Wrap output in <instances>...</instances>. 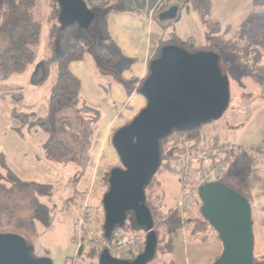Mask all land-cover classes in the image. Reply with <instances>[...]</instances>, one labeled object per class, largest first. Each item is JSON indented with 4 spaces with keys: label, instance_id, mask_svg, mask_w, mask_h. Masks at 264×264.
<instances>
[{
    "label": "rangeland",
    "instance_id": "obj_1",
    "mask_svg": "<svg viewBox=\"0 0 264 264\" xmlns=\"http://www.w3.org/2000/svg\"><path fill=\"white\" fill-rule=\"evenodd\" d=\"M209 2L207 23L201 22L198 12L187 8L184 0H164L158 8L152 10L150 19L143 15L138 22L136 21V25L123 23L119 27L117 23L121 20L118 22L117 19L113 23L109 16L108 18L96 17L89 27L90 30L96 32L99 38L110 37L116 41L110 45V50L117 58L114 66L117 76L108 71H101L99 65L97 70L95 65L98 61H92L96 58L90 52L85 53L83 61L91 65H83L80 61L72 67L81 81L80 102L77 108H60L53 112L50 132L44 131L35 123L37 118H44L48 114L46 104L49 89L55 80L53 68L38 84L32 81L31 73H27L33 65L24 72L0 82V156L19 178L27 182L23 187H13L9 194L0 186V233L11 232L23 237L34 247L33 253L37 257L51 258L54 264H64L67 257L73 255L75 251V244L72 241L73 218L80 193L92 187L93 195L98 202L97 207L103 213L101 199L105 186L102 176L107 173L109 166L112 169L121 166V163L117 155L116 162L107 164L108 156L104 151L106 163L102 162L98 156L96 169L83 171L82 167H79L80 164L77 165L74 161L65 162L50 156L49 146L55 140L61 141L71 150L70 156L74 158L73 160L84 163L87 150L90 149L91 154L94 152L105 126L112 118H114L113 130L133 118L132 112L137 108L141 96L138 94L136 98L126 101L127 84L131 83V79L123 77L126 73L133 74L143 57L147 56L155 45L168 40L173 34H177L181 40L200 45L205 41L207 31L212 28H219L220 32L227 28L228 34L234 33L254 8L252 0H209ZM172 5L178 7L177 18L159 19V13ZM42 12L43 9L40 10V16L43 17ZM114 24H116L115 32ZM156 24L161 31L155 34L153 27ZM41 27V39L35 46L38 58L46 53L48 27L44 21H41ZM7 44L6 35L0 34V50ZM229 88V105L223 115L202 124L197 129L200 135V146L208 144L214 134L221 137L222 141L228 142L233 137L232 130L238 132L237 129L230 127L231 123L234 124L233 120H238L237 124H241L252 115L255 121L250 127H245L238 133L245 135L255 147L264 149V109L260 108L255 112L261 102L257 97L254 98L259 89L258 84L252 78L240 82L233 77L229 78ZM249 89L253 95H248ZM240 109H243L245 114L239 113ZM168 141L167 139L164 150L168 148ZM106 147L110 150L114 149L111 139ZM181 152L182 149L174 148L168 164L164 165V162L161 164L153 180L146 187L152 203L165 214L162 217L165 220L164 227L171 226L177 221L180 225L186 222L179 218L174 210L181 193L178 172ZM253 158L255 159L256 156L254 155ZM165 160L166 158L163 159ZM258 163L259 161L255 159L254 164ZM245 169L249 171L246 164L242 167L229 165L223 177L216 174L215 180L229 184L242 195L246 191L242 183ZM0 173L6 176L4 170L1 169ZM2 183L7 188L12 186L6 181ZM38 185L48 186L47 191L51 195H38L34 190ZM36 200L48 207L49 217L52 220L49 226H43L33 219ZM199 202L197 196L192 203L196 214L200 212ZM159 218L161 219V216ZM164 227L159 225V228L166 230ZM119 228L126 235L144 238L146 235V231L141 228L124 226ZM190 230L189 223L177 228L172 251L163 255L159 254L150 264H160L165 261L166 264H170L171 260V264H207L206 259L212 248L210 238L213 235L215 237L216 232L210 226L193 234ZM103 231L102 225L98 235L102 236ZM94 263L98 264V257L94 259Z\"/></svg>",
    "mask_w": 264,
    "mask_h": 264
},
{
    "label": "water",
    "instance_id": "obj_2",
    "mask_svg": "<svg viewBox=\"0 0 264 264\" xmlns=\"http://www.w3.org/2000/svg\"><path fill=\"white\" fill-rule=\"evenodd\" d=\"M60 29L77 25L88 30L95 13L84 0H57ZM172 5L159 13L161 20L177 18ZM138 93L145 105L127 123L117 128L111 143L121 166L109 172L104 192V237L125 225L132 214L146 231L145 246L132 260L112 257L107 249L98 255V264H148L155 257L157 236L145 187L160 166V143L173 132H187L220 118L230 100L229 79L219 66L214 51L188 49L164 44L149 61L148 72ZM200 213L216 232L222 250L212 264H253V228L249 201L223 182L212 181L197 188ZM34 247L14 233H0V264H54L51 258L37 257Z\"/></svg>",
    "mask_w": 264,
    "mask_h": 264
},
{
    "label": "trees",
    "instance_id": "obj_3",
    "mask_svg": "<svg viewBox=\"0 0 264 264\" xmlns=\"http://www.w3.org/2000/svg\"><path fill=\"white\" fill-rule=\"evenodd\" d=\"M84 1L88 8L95 13V18L98 16L106 18L109 13L127 11L148 15L150 10L158 8L159 5L164 2V0ZM252 1L254 5L253 10L247 18L242 21L234 33L228 34L227 28L223 32H220L219 28L209 29L206 33L205 42L201 46H197L186 40H181L177 34H173L168 40L160 42L156 53L150 60L157 55L159 49L164 44H175L189 51H214L219 55V66L223 74L227 75L228 79L235 77V79L242 82L247 78H252L260 87V92L264 99V0ZM209 4V0H184V5L187 8H192L197 11L201 22L206 23L208 22ZM41 9H43V17L40 16ZM58 13L59 5L57 0H0V34H5L8 39L7 46L0 50V82L7 80L14 74L24 72L29 66L37 63L35 46L41 39V21H44L48 27L45 44L46 55L38 62L31 76L35 84L41 83L47 77L51 67L56 66V77L50 87L48 95V114L44 118H37V123H35L40 125L46 132H50L51 130L50 120L53 112L60 108H77L80 102V81L69 69V64L72 61L81 60L84 58L85 53L90 52L102 66H106V68L108 67L114 71H116L114 66L117 62L116 56L110 50V45L113 43L110 37L99 38L98 34L90 30V28L84 30L77 25H72L61 30L58 22ZM146 75L138 84L137 90ZM13 113L17 114L16 112ZM17 115L21 114L18 113ZM198 128L187 131L189 135L193 136L195 141H200ZM115 130L112 131V134ZM166 141L167 137L159 141L160 166L163 162L164 165L168 164L167 162L174 151L169 143L168 148L165 149L167 151L164 150ZM48 151L50 156L61 161H77L73 160L74 158L70 156L71 150L61 141L55 140L49 146ZM240 157V152H236V149L233 147L230 153L226 155L225 161L228 164L230 158H233V160L236 159L235 163L237 166L242 167L243 164L247 165L245 161H241ZM164 158H166L165 161H163ZM1 169L6 172V176L0 173V186H2L8 194L11 193L13 187H23L27 183L10 169L2 156H0V170ZM110 170L111 167L109 166L107 173L102 176V181L105 186L104 192L108 189ZM248 173L249 171L245 169L243 176L247 177ZM244 177L243 180H245ZM153 178L154 176L151 181ZM2 181L9 182L12 186L7 188ZM225 184L229 186V184ZM38 186L34 188L38 195H51L50 192L47 191L48 186ZM146 187L145 204L150 210L154 223V231L157 236V246L153 260H155L159 254L172 251L173 239L177 234V228L180 226H185L188 223L191 224V231L193 233L209 226L198 211L199 213L196 214L198 216L192 213L189 214L184 220V222L186 221L185 224L182 223L183 225H180L177 221L171 226L164 227L165 220L162 217L165 216V214L161 213L158 206L152 203L153 201L150 200L146 192ZM229 187L232 188L231 186ZM232 189L235 190L234 188ZM199 205H201V202H199ZM49 216L48 207L36 200L33 219H36V221L43 226H49L52 222ZM160 216L161 219L159 218ZM159 225H162L166 230L159 228ZM124 227L140 228L135 223L132 214L127 215ZM253 264H264V254L258 258L253 257Z\"/></svg>",
    "mask_w": 264,
    "mask_h": 264
},
{
    "label": "built area",
    "instance_id": "obj_4",
    "mask_svg": "<svg viewBox=\"0 0 264 264\" xmlns=\"http://www.w3.org/2000/svg\"><path fill=\"white\" fill-rule=\"evenodd\" d=\"M239 113L245 114L243 109ZM171 148L183 146L178 172L180 174L181 193L174 210L178 217L185 220L192 209L193 200L197 197V188L205 183L218 181L216 174L227 171L225 157L233 149L222 140H210L200 146L187 132H173L167 137ZM200 159L205 166H195ZM93 188L83 190L77 201L73 218L72 241L75 244L73 255L67 257L64 264H95L94 259L102 250L117 259L132 260L141 253L145 246L143 236L126 235L120 228L112 231L109 238L99 236L103 225V213L98 209V202L93 195Z\"/></svg>",
    "mask_w": 264,
    "mask_h": 264
},
{
    "label": "crops",
    "instance_id": "obj_5",
    "mask_svg": "<svg viewBox=\"0 0 264 264\" xmlns=\"http://www.w3.org/2000/svg\"><path fill=\"white\" fill-rule=\"evenodd\" d=\"M108 16L110 17L111 22H113V23H115L117 19H118V22L121 20L119 23H117V25H119V27H120V25L123 24V23H130V24L136 25L137 24L136 21L138 22V20L141 19V16H143V14L127 11V12H112V13H109L106 18H108ZM145 16L148 19H150L152 17V10H150L148 15H145ZM115 25L116 24H114V28H115ZM153 28L155 30V34L156 33H160L161 30H160L159 25L156 24V26L153 27ZM115 30H116V28L114 29V32H115ZM113 41L116 43L115 40H113ZM204 42L202 44H200V45H197V46L203 45ZM155 46L152 48L151 52L147 56L143 57L142 61L136 67V71H134L133 74H127V73L124 74L126 76V77L125 76L123 77L124 79L125 78L131 79L130 80L131 83L127 84V86H128L127 87L128 95H127L126 101H128V99H134V98H136L138 96L139 93L137 92V86L140 83V81L143 79V77L147 74L149 60L156 53L157 48H158L159 45L157 44ZM45 55H46V53L44 55L39 56V58L37 57V63H35L33 65V67L31 68V70L30 71L28 70L27 73H31V76H32L34 70L36 69V67L38 65V62H40L41 59ZM80 61L83 63V65L87 64V63H84L85 61H83V59L77 60V61H72L69 64V69H70V71L73 74H75L73 72L75 70L72 67H75L74 64L76 62H80ZM92 61L95 62L96 59H92ZM94 64H96V63H94ZM87 65L90 66L91 63H88ZM97 65H99L101 71H108L110 74H112V75L115 74L116 75V72L114 70L109 69V68H104L98 62H97V64L95 66H97ZM52 68L55 71V77H56V66H52L51 69ZM96 69L99 70L98 66L96 67ZM96 69H95V71H96ZM75 76L80 81V78L78 77V75L75 74ZM118 84L121 85L120 82H118ZM81 88H82V86H81V81H80V91H81ZM49 91H50V89H49ZM260 91L261 90H260V87H259V89H257V93H256L257 95L254 96V98L257 97V99H259L261 101L259 103L260 106H258L255 109V112H256V110H259L260 108L264 109V99L262 98V95H261ZM251 93L252 92L249 89V94L248 95H253ZM139 96H141L140 97L141 99L138 100L137 108L135 110H133L132 117H134L139 112V110L145 105L144 97L142 95H140V94H139ZM47 101H48V99H47ZM47 112H48V110H47ZM113 120H114V118H112V120H110L107 123V125L105 126V128L103 130V133H102V136H101V138H100V140L98 142V145L96 144V147L94 149L95 153L93 152L94 153L93 158H91L93 153L91 154L90 153V149H88L87 150L86 160H85L84 163L83 162L82 163H78L77 161L76 162L74 161L77 165L80 164L79 167H82L83 171L93 170V168L95 170L96 166H97V161H98V160H96V158L98 156H99V159H101L102 162L104 161V163H106L105 162L106 156L104 155V151H106L107 156H108L107 164L108 163L109 164L110 163H114V162L117 161L116 160L117 159V154L114 151V149L110 150V149H108V147H106V145L108 144V141L110 139L111 133L113 131V128H114L113 127V125H114ZM233 121H234V124L232 125V123H231L230 127L232 129L233 128L237 129L236 131L239 132V131H242L245 127H250L251 123L253 121H255V120H254V118L251 115V117H249L246 120V122H244V123L237 124L238 120H235V119ZM238 132L236 133V132H234V130H232L233 137H231V139L227 143H229L231 146H233L236 149V152H240L241 161L242 160L245 161L247 163L246 166L249 169L248 176L242 182L243 183V187H246V191L242 195L244 197H246V199H248V201H249V203L251 205V219H252V227H253V253H254V257L258 258V257H260V256H262L264 254V149L255 147L253 145V143H251V141L249 139H246L245 135H243V136L239 135ZM211 139L217 141V140H221V137H219L217 134H214L211 137ZM263 140H264V138H263ZM263 146H264V144H263ZM177 148L182 149V152L180 153V155H182L183 151H184V147L183 146H178ZM177 148H175V149H177ZM254 155L256 156L255 159L259 161V163L257 165L254 164V161H255V159L253 158ZM235 160H233V158L232 159L230 158V161L226 165L227 170H228L229 165L230 166L231 165L232 166H237L236 163H235ZM199 165H201L202 167L205 166L203 161H201L200 159H198V161L195 163L196 167H199ZM249 175H250V177H249ZM190 213L195 214V216H198V215H196L195 211L193 210V206H192V209H191ZM206 228L207 227L203 228V230H205ZM191 233L193 234L192 231H191ZM210 243L212 245V248H211L210 255L206 259V263L207 264H212L213 261L219 256V254L221 253V250H222V245H221V242L217 238V234H216L215 237L213 235L210 238ZM171 261H169V262L171 263ZM165 262H161L160 264H166Z\"/></svg>",
    "mask_w": 264,
    "mask_h": 264
}]
</instances>
